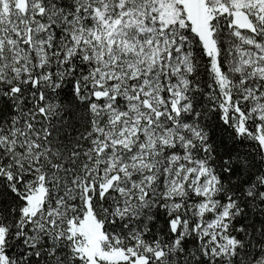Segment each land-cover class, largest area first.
<instances>
[{
  "label": "snow or ice",
  "instance_id": "snow-or-ice-1",
  "mask_svg": "<svg viewBox=\"0 0 264 264\" xmlns=\"http://www.w3.org/2000/svg\"><path fill=\"white\" fill-rule=\"evenodd\" d=\"M0 264H264V0H0Z\"/></svg>",
  "mask_w": 264,
  "mask_h": 264
}]
</instances>
